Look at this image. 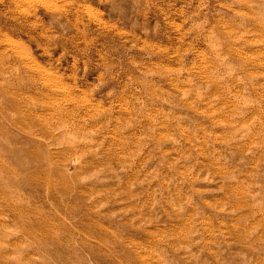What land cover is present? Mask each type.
<instances>
[{
    "label": "rangeland",
    "instance_id": "obj_1",
    "mask_svg": "<svg viewBox=\"0 0 264 264\" xmlns=\"http://www.w3.org/2000/svg\"><path fill=\"white\" fill-rule=\"evenodd\" d=\"M0 264H264V0H0Z\"/></svg>",
    "mask_w": 264,
    "mask_h": 264
}]
</instances>
